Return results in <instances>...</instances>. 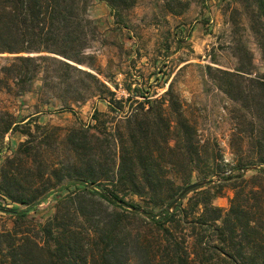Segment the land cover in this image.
Listing matches in <instances>:
<instances>
[{"label":"trees","instance_id":"obj_1","mask_svg":"<svg viewBox=\"0 0 264 264\" xmlns=\"http://www.w3.org/2000/svg\"><path fill=\"white\" fill-rule=\"evenodd\" d=\"M99 1L118 25L123 13L136 4V0ZM162 1L173 16L187 6L179 0ZM246 1L250 30L264 61V0ZM90 7L91 0H0V54L13 56L1 68L0 83L31 81L41 64H49L82 84L80 88L67 84L72 98L63 101L64 108L71 109L70 104L90 95L121 116L109 123L94 110V124L70 130L64 143L73 161L59 169L40 171V151L33 150V144H20L5 159L0 198L24 208L0 206L16 217L11 230L0 232V264H264V168L249 178L245 167L238 168L242 171L238 174H225L218 152L184 116L172 84L152 99L150 86L145 89L129 77L123 82L127 97L116 99L96 75L80 69L93 65L87 49L97 27L89 17ZM246 61L251 65V58ZM29 66H34L32 75ZM237 71L251 75L249 70ZM217 74L215 86L233 102L242 101L243 91L231 81L242 75L222 70ZM259 78L253 81L264 94ZM253 113L257 128L261 124L255 133L263 135L264 106ZM1 114L0 140L32 124L30 116L16 121L7 112ZM23 135L30 137V130ZM100 135L112 144H92L103 142ZM31 155L39 164L38 181L32 183L28 182L33 178L28 166ZM258 155L256 163L264 166L261 150ZM169 169L187 179L197 175L200 181H213L202 188L213 187L216 192L194 190L185 205L190 193L168 212L166 207L177 196ZM223 185L233 192L227 210L213 205ZM38 186L44 188L42 194L37 193ZM70 187L74 191L68 192ZM64 191L67 195L56 199L49 218L36 227L25 223L49 196Z\"/></svg>","mask_w":264,"mask_h":264},{"label":"rangeland","instance_id":"obj_2","mask_svg":"<svg viewBox=\"0 0 264 264\" xmlns=\"http://www.w3.org/2000/svg\"><path fill=\"white\" fill-rule=\"evenodd\" d=\"M179 2L187 6L180 15L173 16L164 10L162 0H136L135 6L123 13V23L118 25L104 3L91 0L89 17L97 31L89 42L87 54L93 57V65L92 68L86 65L78 67L96 75L115 92L116 99L127 97L123 82L129 77L145 89L150 86L152 99L159 98L172 84L173 94L180 100L184 116L196 127L202 140L220 155L223 172L238 174L242 171L237 169L245 167L246 178H249L256 174L251 168H264L256 163L259 150L264 155V134L255 133L261 124L257 128L253 116L254 108L264 106V94L257 90L258 86L253 81L260 76L259 80L264 83V61L250 30L245 9L247 1ZM244 50L249 55L244 54ZM12 57L0 54V80L4 79L1 68L9 65ZM248 57L251 65L246 61ZM28 68L31 74L34 66ZM239 68L249 70L251 75L240 73L237 71ZM218 70L242 75L231 79L243 91L242 101L233 102L215 86L213 78L218 75ZM67 84L72 88L82 87L78 79L68 78L66 72L49 64H41L31 81L24 79L16 83L5 80L0 83V117L2 112H7L16 121L29 116L32 118L30 126L9 132L0 140V168L20 144H33V150L39 148L40 151L41 157L37 161L40 162V171L59 169L73 161L64 143L65 135L72 129L94 124V110L106 116L109 123L114 117L115 120L120 119L121 116L109 112L105 102L90 95L79 103L70 104L71 109L64 108L63 101L72 98V89ZM27 130H30V137L23 135ZM100 138H104L103 142L93 141L92 144H112L107 136ZM113 152H110V159ZM38 165L31 155L28 166L35 178H28V182L38 181ZM167 176L173 181L177 195L184 187L201 179L197 175L187 179L171 169ZM55 180L52 175V184ZM38 184L41 185L40 182ZM212 188H199L197 191L209 189L216 192ZM36 190L38 194L44 192L42 186ZM72 191L74 187H70L68 192ZM68 192L49 196L30 212L25 223L36 227L44 222L54 213L56 199ZM218 192L213 205L227 210L233 192L226 185ZM193 196L190 192L184 205ZM129 199L140 202L137 197ZM0 206L7 210L24 208L2 198ZM15 218L0 210V232L11 230L16 225ZM25 223L18 222V225Z\"/></svg>","mask_w":264,"mask_h":264},{"label":"water","instance_id":"obj_3","mask_svg":"<svg viewBox=\"0 0 264 264\" xmlns=\"http://www.w3.org/2000/svg\"><path fill=\"white\" fill-rule=\"evenodd\" d=\"M252 170H255L256 168L253 167L251 168ZM213 181H209V180H202L200 182H195L193 184H189L187 185L186 187H184L181 192L173 199V201L166 207V210L168 212H171L173 211L178 202L184 197L186 196L187 194H189L190 192L194 191V190H197L199 188H202L206 185H208L209 183H212Z\"/></svg>","mask_w":264,"mask_h":264}]
</instances>
